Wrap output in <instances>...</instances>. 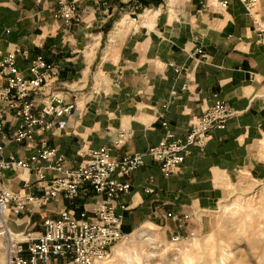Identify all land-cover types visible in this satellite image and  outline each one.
Here are the masks:
<instances>
[{
	"label": "crops",
	"instance_id": "1",
	"mask_svg": "<svg viewBox=\"0 0 264 264\" xmlns=\"http://www.w3.org/2000/svg\"><path fill=\"white\" fill-rule=\"evenodd\" d=\"M57 1L0 0V52L23 49L25 55L16 57L22 73L31 58L42 55L57 71L36 99L59 92L75 105L62 129L36 131L29 142H15V108L0 99L4 155L26 158L42 140L71 167L81 162L86 148L110 146L118 129L130 131V137L111 148L112 155L142 152L162 137V121L181 136L193 117L220 99L234 114L223 128L208 132L201 148L190 147L176 173L164 177L157 163L144 157L129 175V192L103 200L121 214L124 235L146 225L174 232L179 222L162 218L164 213L210 210L239 174L264 182V98L255 96L264 90L261 2L256 14L249 15L238 0H226L225 8L215 0H136L132 5L114 0L105 9L74 0L80 20L64 25L51 17ZM203 2L206 7L200 8ZM130 15H137L135 23L116 30V20ZM194 37L201 41V60L189 58ZM169 62L184 70L175 72ZM3 86L0 77V90ZM172 93L176 98L171 101ZM23 180L29 192L40 193L31 174L3 173V185L9 189H21ZM147 186L150 192L144 191ZM98 199L92 193L73 200L58 197L32 207L28 216L23 213L20 226H10L19 230L27 225L35 232L42 217L61 210L77 215Z\"/></svg>",
	"mask_w": 264,
	"mask_h": 264
},
{
	"label": "built area",
	"instance_id": "2",
	"mask_svg": "<svg viewBox=\"0 0 264 264\" xmlns=\"http://www.w3.org/2000/svg\"><path fill=\"white\" fill-rule=\"evenodd\" d=\"M82 1L89 3L93 9H105L114 0ZM115 1L122 5L136 3V0ZM215 1L219 8H225L226 0ZM238 1L249 15L260 4V0ZM34 3L39 4L40 0H34ZM199 6L205 8V2ZM51 17L69 25L80 20V11L74 0H58L51 10ZM192 41L189 58L203 59L201 41L196 37ZM24 55L25 51L17 46L0 52V77L4 81L0 99L7 100V106L15 108L18 124L11 136L15 142H29L36 131L62 129L75 106L73 98L67 100L59 92H51L36 99L44 83L56 74L57 68L37 54L29 60L26 72L22 73L16 66V57ZM168 66L175 72L184 70L173 66L171 62ZM255 96L264 98V90ZM174 98L176 94L172 93L171 101ZM233 114L234 111L222 100L215 99L211 106L189 121L186 132L181 136L175 135L162 121L163 135L156 144L142 152L116 157L110 149L120 147L130 137V131L118 129L110 146L86 148L81 152V162L71 167L65 166L63 156L54 148L46 147L42 140L37 142L26 158L4 155L0 142V240L3 264H98L107 260L113 245L125 235L120 231L121 214L103 199L117 200L129 192V175L142 164L144 157L157 163L162 176L176 173L190 147L201 148L208 132L223 128ZM4 171L31 174L40 193L34 195L29 192V184L24 180L19 190L5 187ZM144 191L150 192L151 189L147 186ZM88 193L99 199L77 215L61 210L53 217H42L39 229L35 232L27 225L19 230L10 226H20L23 213L28 216L32 207L39 208L58 197L73 200ZM118 207L124 209L121 204ZM162 218L184 220L187 215L166 212ZM180 239L178 234L170 236L172 242H179Z\"/></svg>",
	"mask_w": 264,
	"mask_h": 264
},
{
	"label": "rangeland",
	"instance_id": "3",
	"mask_svg": "<svg viewBox=\"0 0 264 264\" xmlns=\"http://www.w3.org/2000/svg\"><path fill=\"white\" fill-rule=\"evenodd\" d=\"M260 2L264 16V0ZM137 19V15L121 16L115 29H126ZM174 221L179 222L174 232L146 225L126 234L98 264H264L262 181L239 174L226 184L213 208ZM171 234H178L180 241L172 242ZM3 261L0 240V264Z\"/></svg>",
	"mask_w": 264,
	"mask_h": 264
},
{
	"label": "trees",
	"instance_id": "4",
	"mask_svg": "<svg viewBox=\"0 0 264 264\" xmlns=\"http://www.w3.org/2000/svg\"><path fill=\"white\" fill-rule=\"evenodd\" d=\"M158 1H160V0H158Z\"/></svg>",
	"mask_w": 264,
	"mask_h": 264
}]
</instances>
